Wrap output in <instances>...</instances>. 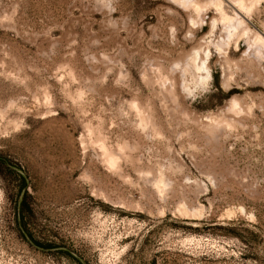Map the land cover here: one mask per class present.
<instances>
[{"label":"rangeland","instance_id":"rangeland-1","mask_svg":"<svg viewBox=\"0 0 264 264\" xmlns=\"http://www.w3.org/2000/svg\"><path fill=\"white\" fill-rule=\"evenodd\" d=\"M0 264H264V0H0Z\"/></svg>","mask_w":264,"mask_h":264},{"label":"bare ground","instance_id":"bare-ground-1","mask_svg":"<svg viewBox=\"0 0 264 264\" xmlns=\"http://www.w3.org/2000/svg\"><path fill=\"white\" fill-rule=\"evenodd\" d=\"M233 5H235V4H233ZM238 9H239V7H238ZM241 9V8H240Z\"/></svg>","mask_w":264,"mask_h":264}]
</instances>
